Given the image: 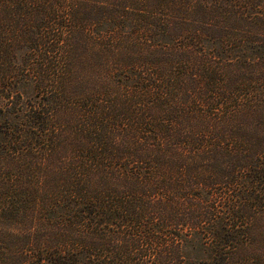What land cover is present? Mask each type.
I'll return each mask as SVG.
<instances>
[{
	"label": "trees",
	"instance_id": "obj_1",
	"mask_svg": "<svg viewBox=\"0 0 264 264\" xmlns=\"http://www.w3.org/2000/svg\"><path fill=\"white\" fill-rule=\"evenodd\" d=\"M0 264H264V0H0Z\"/></svg>",
	"mask_w": 264,
	"mask_h": 264
}]
</instances>
